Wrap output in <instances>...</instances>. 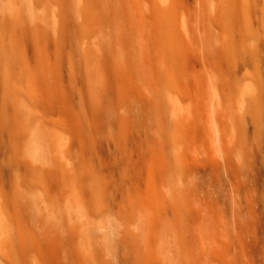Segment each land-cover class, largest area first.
<instances>
[{"label":"rangeland","instance_id":"obj_1","mask_svg":"<svg viewBox=\"0 0 264 264\" xmlns=\"http://www.w3.org/2000/svg\"><path fill=\"white\" fill-rule=\"evenodd\" d=\"M242 1L225 36L213 0H170L175 62L151 101L119 72L140 68L121 10L88 34L75 0H0V264H264V0Z\"/></svg>","mask_w":264,"mask_h":264},{"label":"bare ground","instance_id":"obj_2","mask_svg":"<svg viewBox=\"0 0 264 264\" xmlns=\"http://www.w3.org/2000/svg\"><path fill=\"white\" fill-rule=\"evenodd\" d=\"M241 1L242 0H240V2L239 0L238 2H236V0H213L212 5H213L214 10L216 11L214 13L218 14L216 15L218 16L220 20L221 27L223 29V34L225 36L228 35L232 31L234 24H236L235 22L236 15L240 12L243 14V16L246 15L245 2L243 1L241 2ZM75 2H77V4L82 9V10L80 9V13H81L80 16L83 18L82 20V25H83L82 32L83 33L91 34L94 30L95 24L99 23L100 16L109 17L114 13L115 9L118 11L121 10L123 12L124 16L122 18L123 20L122 24L126 28L130 27L133 29V31L135 32L134 41L137 42L140 47V68H136V69L134 68L135 71H134V74H132V73H129V71L126 69L125 67L126 63H124L125 65L124 64L122 65V67L119 69V72L121 73V76L124 75L123 81L125 82V86L128 89L135 88L138 91L140 90L141 85H145L144 88H147L151 101H156L157 96L159 95V92H160V88L166 83H168V78L170 76V70L173 67V63L175 62L174 61L175 58L173 59L172 57L173 56L172 55L173 46L172 44H170L171 42L169 43V41L171 40L170 37L173 33L172 19H175L174 15L175 16L177 15L172 14V13H175L176 9L174 10L175 7L173 8V6L170 5L171 3L170 0H123V1H119V0H75ZM143 7L145 8L143 9ZM242 34L244 36V39H248L250 33L248 29L244 27ZM173 44L174 46L176 45L175 42ZM148 49L151 50L152 57L148 55ZM228 52H231L232 54V56L230 55V57H236V55L234 56V54L237 53L235 52V49H233L232 51H228L226 48H222L220 55H222L223 57H228L227 56ZM1 60L3 61L9 60L8 56L4 52H0V64H1ZM8 62L9 61H7L5 64H7ZM237 95L238 96L235 101L237 107H239L240 110L242 108L249 109L248 107H250V103L245 100L249 96L254 95L252 87L249 85H245V84L241 85L240 89L238 90ZM201 98L204 103V106H206L207 102L211 98L210 91H205ZM176 109L177 108L175 107V105H173V111H175ZM256 110H257L256 106H253L251 111L256 113ZM205 112L207 111L204 110V115H205ZM19 114L21 115L20 112H18V115ZM67 114L69 115L68 117H69V120H71V123L72 124L75 123L76 128L79 127V123H78L79 121L76 119L75 114L72 113V111L70 113L67 112ZM213 115H216L218 121L220 122L219 124L222 125V128H221L222 134L227 135L228 126L224 122L221 121L219 117V115L221 114L217 112V113H214ZM17 116L15 115L13 116V118H16ZM208 116L209 114H206L205 117H208ZM26 120H29V117H27ZM32 124L33 123H31V125ZM206 126H207L206 130H208V133L211 135L212 134V127H211L212 123L210 119L209 120L207 119ZM34 127L33 129H35ZM36 137L38 139L36 131L31 130L28 133L27 139L23 142L21 146L22 148L21 151H22L23 156L28 161H32V162L37 161V156L39 155V152H40V149H39V152L37 150L38 149L37 145L35 146L36 142L34 141ZM33 142L35 144H32ZM61 153L59 154L57 153L56 154L57 157L60 156ZM58 158L60 159L61 157H58ZM56 164L58 163H55V166H57ZM60 165H62V163ZM58 167L59 165L57 166V169H59ZM62 167L64 168L63 165ZM64 170L66 171V168ZM64 170L62 171L63 175L65 173ZM162 172L164 174V170H161V173ZM58 173L61 174V172H58ZM172 173H173L172 174L173 176H170V177H173V178L171 179L170 187L173 192V189H175L176 191V188H174L175 187L174 177L176 174L174 175V172ZM165 177L163 175L161 179V185H163L164 187L167 186L166 184L167 181L164 179ZM62 179H63V176H62ZM68 183L71 188L69 190L70 192L68 191L69 194H66L67 192L64 193V195H67V196L66 197L64 196V199L62 198L63 199L62 204H59V205H60V210H61V216L65 218V221H67L66 224L68 223V226L69 224L71 225L70 230H69L71 231V233L69 232L68 234L72 236L74 235L75 229L73 225L71 224V221L74 222L76 219L74 218V215L76 212L77 204H76V193L74 191V185L70 179L68 180ZM74 184L77 186V183L75 180H74ZM163 197L165 198V200H167L165 195ZM170 198L172 199V203H173L175 198H174V195L172 196V193H171ZM135 206L139 207L138 202L135 203ZM124 237H122V239H125ZM122 239H121V242H122ZM5 241L4 243H6Z\"/></svg>","mask_w":264,"mask_h":264}]
</instances>
